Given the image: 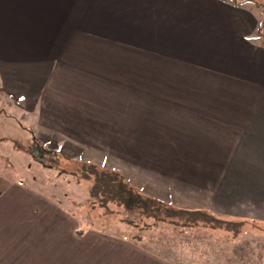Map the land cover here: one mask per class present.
<instances>
[{
    "label": "crops",
    "instance_id": "1",
    "mask_svg": "<svg viewBox=\"0 0 264 264\" xmlns=\"http://www.w3.org/2000/svg\"><path fill=\"white\" fill-rule=\"evenodd\" d=\"M254 11L227 0H0V60L18 67L1 66L0 81L54 130L127 138L136 123L137 137L155 130L173 156L229 160L230 177L264 174V46ZM13 186L0 181V219ZM125 243L140 262H100L110 253L99 252L86 264H179L173 244Z\"/></svg>",
    "mask_w": 264,
    "mask_h": 264
},
{
    "label": "rangeland",
    "instance_id": "2",
    "mask_svg": "<svg viewBox=\"0 0 264 264\" xmlns=\"http://www.w3.org/2000/svg\"><path fill=\"white\" fill-rule=\"evenodd\" d=\"M254 9L257 23L261 16L259 9ZM11 63L16 65V62L0 60V67ZM14 65L6 67H17ZM246 96L253 99V94L247 92ZM19 100L25 99L11 92L8 86L3 87L0 81V169L13 174L12 177L7 174L4 179L9 177L11 182H8L14 185L13 194L5 203L4 218L0 219V264H86L99 260V252L110 253L100 262H140L129 257L131 250L123 253L122 246L132 242L124 235L141 236L143 230L139 231L140 226L130 221L114 202L104 200L101 191L97 194L102 207L97 203L92 216H103L109 224L101 226L102 231L88 229L80 236L75 234L77 221L63 208L69 207L73 199L79 204L81 188L91 186V181L76 183L57 172L77 175L78 179L85 170L121 173L143 196L166 202L174 212L178 208L205 207L220 215L264 217V207L258 206L264 202L256 201L255 192L257 184L264 187L263 173L230 177L229 160L208 162L197 156L198 161L193 163L177 154L173 156L170 149L165 150L164 139L159 140L155 130L148 133V139L137 137L135 128L140 129V124L136 123L131 124L133 135L127 138L96 136L102 132L84 137L78 131L67 129L70 133L66 134L64 129L54 130L40 122L33 114L35 103L24 104ZM148 116L156 124L152 113ZM52 126L64 128L60 123ZM185 151L184 157L193 158ZM257 176L261 180L249 181ZM249 182H252L251 192ZM70 208L78 211L76 206ZM172 213L168 218L171 221L165 220L168 224L158 226L159 230L165 227L172 234L178 233L174 237L177 241L173 240L172 244L173 254L180 255L179 264H264V223L261 221H247L232 231L203 216L195 215L198 219L195 220L189 214ZM171 222L176 226L173 229Z\"/></svg>",
    "mask_w": 264,
    "mask_h": 264
},
{
    "label": "trees",
    "instance_id": "3",
    "mask_svg": "<svg viewBox=\"0 0 264 264\" xmlns=\"http://www.w3.org/2000/svg\"><path fill=\"white\" fill-rule=\"evenodd\" d=\"M227 1H230L232 4L236 6L252 5L253 8L259 9L258 12L261 18L256 27L257 29L255 35L256 38L260 40L261 45L264 46V0H227ZM82 168L86 169L84 165L82 166ZM3 171L5 170L0 169V178H2L4 189H6L11 184L8 182V180L11 182L9 177H12L13 174L9 173V170L5 172ZM82 173H83L82 178L78 179L77 175H70L69 173L66 175V173L64 172H57L59 176L64 175L65 178H67V180L71 179L74 180L76 183L80 182L81 180H83L84 182L91 181V186L81 188L82 190L80 193L81 196H79V202H78L79 204H76L75 199L71 201L70 206H72L73 209L76 206L78 211L72 210L70 206L67 208H63L65 211H67L76 219L78 226L76 227L74 232L79 236L86 233L88 229L102 231L104 227L101 226H106V224H109V221L105 219L103 216H99L98 218H94V216H92V213L93 211H95L96 208L95 206L97 205V203L99 204L98 202L99 196L97 193H99L100 191L103 194L102 196L104 200L114 202L117 206H119L121 209L125 211L130 221L136 223L137 226H140V228H138L139 231L143 230L141 236H138L136 234L123 236L124 238H127L133 243H137V244L153 245L161 242L172 244L173 240L176 239L177 241V238L174 237H176L178 233L172 234V232L167 231L165 227H161L159 230V226L161 224L164 225L168 224L165 222V220H170L168 219L170 218V212L171 213L173 212L172 214H187V215L189 214L190 216H192V219H195V215H198L199 217L203 216L205 218L215 221L217 224L226 225L227 228L232 231L234 230L236 231L237 229H240L241 224L247 221L255 222L248 219L247 220H241L237 218L233 219L226 215H220L219 213L213 211L212 209H207L205 207H199L194 210L192 209L185 210L178 208L176 212H174L172 210L173 207L167 204L166 202L154 197L143 196L142 193L138 192L133 188V186H130L128 184L127 179L121 173L114 171L98 172L95 169L91 171L85 170ZM7 174H9V177L8 180H5L7 179L5 178ZM92 175L94 178L91 180ZM67 180L65 179V181ZM79 187H81V184L79 185ZM106 195L108 196V199H105L107 198ZM99 205H100L99 207H102L101 204ZM162 212H164L165 215H162L161 214ZM137 221L142 223L138 225ZM120 222L122 224H126L125 222L122 221ZM261 222L264 223V221ZM169 225L172 226V229L176 227L175 223L173 222L169 223ZM253 227H255V225H253ZM143 239L146 240L145 241L146 243L142 242ZM167 240H169V242H167Z\"/></svg>",
    "mask_w": 264,
    "mask_h": 264
}]
</instances>
